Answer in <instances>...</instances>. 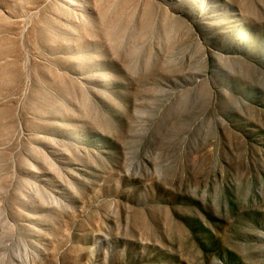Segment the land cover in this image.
<instances>
[{"label":"rangeland","instance_id":"374dc122","mask_svg":"<svg viewBox=\"0 0 264 264\" xmlns=\"http://www.w3.org/2000/svg\"><path fill=\"white\" fill-rule=\"evenodd\" d=\"M0 264H264V0H0Z\"/></svg>","mask_w":264,"mask_h":264}]
</instances>
